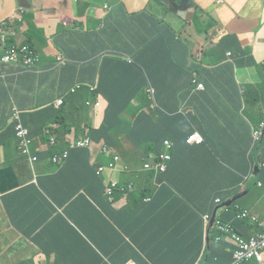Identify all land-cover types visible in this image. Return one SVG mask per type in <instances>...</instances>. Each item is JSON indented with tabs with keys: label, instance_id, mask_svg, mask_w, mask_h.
Returning <instances> with one entry per match:
<instances>
[{
	"label": "crops",
	"instance_id": "1",
	"mask_svg": "<svg viewBox=\"0 0 264 264\" xmlns=\"http://www.w3.org/2000/svg\"><path fill=\"white\" fill-rule=\"evenodd\" d=\"M31 1L22 10L14 1L0 7V19L23 16L9 41L29 43L41 56L33 70L24 67L23 56L0 65V264L230 261L226 240L204 261L203 214L244 193L241 204L264 224V141L254 146L264 117V69L254 64L264 56V0H196L219 19L200 57L193 56L195 42L177 39L181 47L170 51L152 40L146 20L162 18V1L160 11L150 0ZM174 27L197 38L185 21ZM19 126L27 130L29 153ZM194 132L202 143L188 144ZM87 136L138 171L137 197L76 199L74 208L66 202L68 189L78 184L64 174L77 172L80 162L87 166L86 160H109L100 152L93 163L92 149L74 146ZM167 142L192 200L168 184L157 186L141 170ZM65 151L69 162L53 161Z\"/></svg>",
	"mask_w": 264,
	"mask_h": 264
},
{
	"label": "clouds",
	"instance_id": "2",
	"mask_svg": "<svg viewBox=\"0 0 264 264\" xmlns=\"http://www.w3.org/2000/svg\"><path fill=\"white\" fill-rule=\"evenodd\" d=\"M160 1L164 3L163 16L167 20V23H165L162 18L159 19L161 24H164V26L167 27L169 26L168 28L170 32L181 43L195 42L197 45L195 47L196 50L193 52V56L195 57L202 56L204 52L207 50L206 48L208 47V45L214 39L215 34L218 31L219 23L208 28L206 32H200L196 25V18L199 16L201 17L202 20L205 21L208 19L209 16H212L217 21H219L218 16L209 9L200 5L196 0H189V1L160 0ZM217 3L220 4V0H218ZM149 7L150 6L144 8L142 12L149 11ZM22 9L23 8H21V10ZM9 19L15 20L16 31H17V23L23 21V16L8 17L0 20H9ZM177 20L185 21L189 23L197 38L192 39L186 33L177 32V30L174 27V24ZM10 36L16 37L17 33L16 35H10ZM59 63L60 65H63L66 63V61L61 63L59 60ZM262 68L264 69V64L262 65ZM195 133L197 132H194L193 134ZM188 144L192 145L195 143L188 142ZM173 146L172 148H168L166 143L167 150L163 152V153L166 152L170 153L171 158L160 161L159 157L162 154L160 153L159 155L151 157L148 160H143V165L141 170L145 171V177L149 179H153L157 186H160L162 184H168L179 191L178 188L173 186L175 184L171 181L173 179L175 180L176 183L178 184L181 183L179 180V176L177 175V173H175L177 152L176 150L172 151ZM77 147L83 148L79 146ZM108 148L113 153V155L110 156L102 152L104 155H107L109 157V160L105 164H99L100 166L97 170L98 175L101 176L106 183L105 194L108 196V199H115L117 197L114 198V193L116 190L119 189L123 192L121 196L137 197V192L134 191L135 189L133 190V187H135L134 180H137L138 178L136 177L138 171L131 169L130 166L124 162L122 156L115 154L111 147ZM65 162H62L61 165L64 164ZM115 173H123L125 177L123 179H117L112 176ZM128 174H132L133 177L127 176ZM141 176L142 175H140L139 177ZM84 182H86L85 179L79 180L77 182L79 186L77 188H70V189L78 190L80 187L83 186ZM85 185L83 187L85 189H88L85 187ZM130 192L133 193L132 196H130L129 194ZM181 194L186 199L192 200V196L189 193L186 192L185 194L184 193ZM243 194L244 193H239L238 195H233L227 198V201L217 206V209L213 212V214H209V213L203 214L204 225H203V236L201 241V250L204 261H207L206 258H208L209 256V250L213 248L215 244H219L222 240H226L232 245L231 260L218 264H250V263L264 264V224L261 221H259L257 215L254 214L252 210L244 207L241 204V200L243 198L240 197ZM68 196H66V198ZM138 196L144 197L146 196V193H140V195ZM88 198H84V199H88ZM90 199H95V198H90ZM75 200L76 199H74V201ZM218 202H221V199ZM222 209L223 211L220 212V210ZM225 212L228 213L226 214V216L223 217L222 215ZM128 239L133 244L134 248L137 251L141 252L147 258L145 250L142 247H140L138 244H136L134 240L130 239L129 237ZM150 263L153 264L151 261ZM125 264H139V263L134 259H130Z\"/></svg>",
	"mask_w": 264,
	"mask_h": 264
},
{
	"label": "trees",
	"instance_id": "3",
	"mask_svg": "<svg viewBox=\"0 0 264 264\" xmlns=\"http://www.w3.org/2000/svg\"><path fill=\"white\" fill-rule=\"evenodd\" d=\"M166 1V0H164ZM147 23L151 24V29L153 31V37L152 40H157L163 44V47L170 51H175L181 47L180 42L174 37V35L170 32L169 26H164L161 24V22L150 16L146 20ZM219 23L214 17L209 16L207 20H202L201 17L196 18V25L198 27V30L200 32H206L208 28L212 27L213 25ZM41 58V56H40ZM166 103V100L164 104ZM70 160V157L68 159V162ZM87 166H84L81 162L77 165H75V168L77 169V172L74 173H66L63 175L64 178H72L71 181L77 183L80 178H84L86 182L91 181V187L88 189H85L83 186L81 188V191L76 193L77 190L74 189H68L67 193H69V196L67 197L68 200L66 202L72 203L74 199H84V198H95V199H101L102 197L108 198V196L105 194V188H106V183L103 180L101 176L98 175L97 170L99 168L98 165H90L89 161L86 160ZM72 176H77L79 179L76 177ZM83 180V179H82ZM175 185L176 188L179 189L181 193H186L187 191L184 189V186L181 185V183H176L175 180H171ZM78 184V183H77ZM79 186V184H78ZM121 190H116L114 193V198L115 197H120L122 195ZM130 196H132L133 193H129ZM52 198L54 201L59 200V198L56 195H52ZM72 208H74V204H72ZM120 228L119 232L123 234L124 236L126 235V231L124 230L123 223L122 221L119 222ZM120 242H122L123 238L120 235Z\"/></svg>",
	"mask_w": 264,
	"mask_h": 264
},
{
	"label": "built area",
	"instance_id": "4",
	"mask_svg": "<svg viewBox=\"0 0 264 264\" xmlns=\"http://www.w3.org/2000/svg\"><path fill=\"white\" fill-rule=\"evenodd\" d=\"M16 33L17 31H16L15 20L13 19L0 20V65L16 63L20 60V57L23 56L22 64H24V67H26L27 70H33L41 59L40 54L29 43L21 45L18 42H10L9 36L16 35ZM59 59L61 63L66 61V59L61 56L59 57ZM59 103H62V100H60ZM26 131L27 130L23 129L21 126L18 127V133L20 137H23L22 140L23 152L29 153L30 152L29 145L31 142L26 138V134H27ZM254 134H255L254 146L264 141V117L261 121L259 129L254 131ZM202 141L203 139L198 133L192 134L188 139L189 143H201ZM95 143L97 142L94 139L87 136L84 139H78L74 141L73 144L74 146L86 147L92 149ZM101 145H104L106 146L105 148H108V146L105 143H101ZM172 146L173 143L167 142L168 148H172ZM68 155L69 152L65 151L64 153H61V156L59 157L68 158ZM169 158H171V155L170 153L166 152L160 155L159 160L162 161ZM34 159H36V157H33V160ZM53 161L58 163L54 159ZM244 189H247V184L244 185Z\"/></svg>",
	"mask_w": 264,
	"mask_h": 264
},
{
	"label": "rangeland",
	"instance_id": "5",
	"mask_svg": "<svg viewBox=\"0 0 264 264\" xmlns=\"http://www.w3.org/2000/svg\"><path fill=\"white\" fill-rule=\"evenodd\" d=\"M151 3H154L159 11L161 10V8H162V4H163V3H162L160 0H150V1H149V4H151ZM160 16L162 17L163 21H164L165 23H167L166 18H165L162 14H160ZM254 64H255L257 67L262 66V65L264 64V56L255 57V62H254ZM261 87L264 89V83L261 84ZM120 115H121V114H120ZM105 147H106V146L101 145V144H98V143H95V144L93 145V148H92V150H91V152H92V154H93V158H92V162H93V163L96 162L97 154H99L100 152H103L104 154H107V155H110V156L113 155V153L109 150V148H105ZM53 159H54L55 161H57L58 163L65 162V161L67 160V158H61V157H53ZM81 188H82V187H80V188L76 191V193H78L79 191H81ZM262 190H264V187H263ZM48 192H50V193L53 192L54 194L58 195V192H57V191L50 190V191H48ZM58 198L60 199V196H59V195H58Z\"/></svg>",
	"mask_w": 264,
	"mask_h": 264
},
{
	"label": "water",
	"instance_id": "6",
	"mask_svg": "<svg viewBox=\"0 0 264 264\" xmlns=\"http://www.w3.org/2000/svg\"><path fill=\"white\" fill-rule=\"evenodd\" d=\"M11 1H14L20 8H29L32 6L31 0H0V7L5 8L8 4H10Z\"/></svg>",
	"mask_w": 264,
	"mask_h": 264
}]
</instances>
